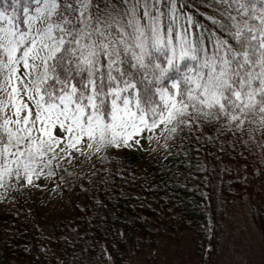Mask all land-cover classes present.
Returning <instances> with one entry per match:
<instances>
[{
  "label": "snow or ice",
  "instance_id": "6c2138e0",
  "mask_svg": "<svg viewBox=\"0 0 264 264\" xmlns=\"http://www.w3.org/2000/svg\"><path fill=\"white\" fill-rule=\"evenodd\" d=\"M205 4L0 0V201L142 141L230 142L264 175V0Z\"/></svg>",
  "mask_w": 264,
  "mask_h": 264
},
{
  "label": "trees",
  "instance_id": "16d2710c",
  "mask_svg": "<svg viewBox=\"0 0 264 264\" xmlns=\"http://www.w3.org/2000/svg\"><path fill=\"white\" fill-rule=\"evenodd\" d=\"M178 3L196 20L211 15L205 0ZM243 152L230 142L201 140L172 155H114L93 186L94 199L53 223L50 237L17 196L8 211L0 210V264H60L73 244L83 264H164L183 241L192 264H212L239 211L264 242V175Z\"/></svg>",
  "mask_w": 264,
  "mask_h": 264
},
{
  "label": "rangeland",
  "instance_id": "374dc122",
  "mask_svg": "<svg viewBox=\"0 0 264 264\" xmlns=\"http://www.w3.org/2000/svg\"><path fill=\"white\" fill-rule=\"evenodd\" d=\"M141 143L143 148L135 150H143L150 155L158 152L155 144L149 145L147 141ZM128 150L133 149L119 151L113 149L112 155L98 162L95 169L86 168L81 172V180L73 178L71 186L60 181L41 180L38 181L40 188L25 189L21 195L12 192L5 200L0 201V210L8 211L17 196L24 198L35 220L50 237L53 223L69 218L75 206L84 207L94 199L93 186L107 175L112 156ZM162 153L166 152L162 150ZM58 183H61L60 187H56ZM176 250L179 252L178 255L165 254L164 264H192L185 254L184 241L176 247ZM212 264H264V242L251 218L244 211L232 215V222L227 224L225 240Z\"/></svg>",
  "mask_w": 264,
  "mask_h": 264
}]
</instances>
